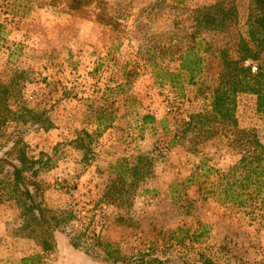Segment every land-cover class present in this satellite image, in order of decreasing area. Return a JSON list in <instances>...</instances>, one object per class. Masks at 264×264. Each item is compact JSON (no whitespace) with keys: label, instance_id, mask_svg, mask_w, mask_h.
Wrapping results in <instances>:
<instances>
[{"label":"rangeland","instance_id":"rangeland-1","mask_svg":"<svg viewBox=\"0 0 264 264\" xmlns=\"http://www.w3.org/2000/svg\"><path fill=\"white\" fill-rule=\"evenodd\" d=\"M197 8L232 13L195 41ZM256 11L252 0H0L10 19L0 50V264H129L138 254L155 264H264V195L237 205L204 193L218 178L204 168L239 158L210 89L221 56H240ZM195 42L210 49V68L174 85L168 72ZM237 98L239 126L264 142L257 96ZM200 113L211 128L203 150H191V131L170 145ZM137 155L146 164L140 179L107 198L114 164L133 166ZM199 163L194 182L185 181ZM15 166L24 167L19 189ZM33 204L61 219L48 250Z\"/></svg>","mask_w":264,"mask_h":264},{"label":"trees","instance_id":"trees-1","mask_svg":"<svg viewBox=\"0 0 264 264\" xmlns=\"http://www.w3.org/2000/svg\"><path fill=\"white\" fill-rule=\"evenodd\" d=\"M256 7V14L252 20L249 29V39L242 38L239 43L238 58H233L229 55L221 56L223 70L219 72L217 82L211 88V108L212 112L221 116L228 122L229 129L227 132H232L233 137H229L228 145L233 147L239 158L235 163L228 168L219 169L215 166H207L204 168V173L216 171L217 184L209 190H205V194L213 193L216 199L222 203H233L244 205L249 197L256 195H264V142L260 139L256 132L250 129L241 128L239 126L238 117L236 115L237 96L239 93H253L257 96V110L264 113V0H252ZM232 10L225 11V8H220L218 12L202 11L196 9V31L193 32V38L196 41V33L200 29H214L215 26L224 24L231 16ZM9 16L2 19L0 14V50L5 45L6 35L8 30L6 24L9 21ZM253 43V44H252ZM210 49L201 50L198 42L191 44L182 54L180 70L178 72H168V75L174 76L173 84L176 85L178 77L183 74L190 80H195L200 76L203 77L206 71L210 68L211 63ZM250 61H252L250 63ZM258 64L255 65L254 62ZM256 66V71L253 70ZM175 79H177L175 81ZM201 119L197 120V118ZM203 114H191L189 120L184 122L183 132L175 133L169 141L170 145L176 144L178 137H182L189 131L194 133L191 150L201 152L204 148L205 140L211 133V128H204L205 121ZM142 119L145 123H154L156 118L153 114H144ZM166 118L159 121L163 124ZM226 122V123H227ZM46 127H51V120H44ZM168 124H164V132L167 133ZM214 133V132H213ZM204 136V137H203ZM203 137L202 140H198ZM21 162L26 163V155L21 151ZM142 156H136V163L133 166L127 161H118L114 164L116 178L112 181L105 191V196L111 199H119L128 193V187L138 181L139 173L142 171ZM141 163V165H140ZM204 159L201 160V164ZM200 163L192 170L191 174L186 177L185 181L194 182L196 174L199 172ZM26 168V167H25ZM24 167L15 166V184L19 189V184L22 182ZM212 174V173H211ZM138 179H137V178ZM136 178V181H135ZM37 184V183H35ZM38 185V184H37ZM24 197H32V192L29 188L22 191ZM208 196V195H207ZM30 213L35 216L36 223L40 225L42 245L45 250L54 247L53 243V227L60 225L61 219L55 214H50V209L43 204H33L29 206ZM36 211V212H35ZM157 258L147 254H138L129 260V264H155Z\"/></svg>","mask_w":264,"mask_h":264},{"label":"built area","instance_id":"built-area-1","mask_svg":"<svg viewBox=\"0 0 264 264\" xmlns=\"http://www.w3.org/2000/svg\"><path fill=\"white\" fill-rule=\"evenodd\" d=\"M256 69V66H253V70H255Z\"/></svg>","mask_w":264,"mask_h":264}]
</instances>
